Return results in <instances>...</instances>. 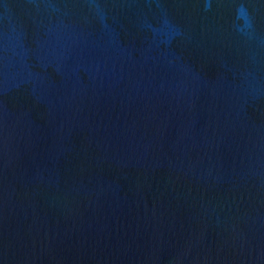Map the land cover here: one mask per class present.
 <instances>
[{
  "label": "water",
  "instance_id": "obj_1",
  "mask_svg": "<svg viewBox=\"0 0 264 264\" xmlns=\"http://www.w3.org/2000/svg\"><path fill=\"white\" fill-rule=\"evenodd\" d=\"M0 264H264V0H0Z\"/></svg>",
  "mask_w": 264,
  "mask_h": 264
}]
</instances>
